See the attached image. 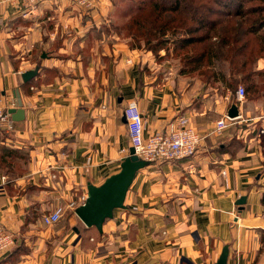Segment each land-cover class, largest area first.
Returning a JSON list of instances; mask_svg holds the SVG:
<instances>
[{
  "label": "crops",
  "instance_id": "1",
  "mask_svg": "<svg viewBox=\"0 0 264 264\" xmlns=\"http://www.w3.org/2000/svg\"><path fill=\"white\" fill-rule=\"evenodd\" d=\"M114 11L113 0H0V98L22 110L11 113L13 129L0 125V221L14 235L0 264H215L225 245L228 264H264V91L240 100L152 56L149 76L110 29ZM132 102L145 137L179 114L204 137L192 157L139 169L100 232L75 209L88 184L129 155ZM235 106L236 118L214 135ZM59 206L62 218L45 224Z\"/></svg>",
  "mask_w": 264,
  "mask_h": 264
},
{
  "label": "trees",
  "instance_id": "2",
  "mask_svg": "<svg viewBox=\"0 0 264 264\" xmlns=\"http://www.w3.org/2000/svg\"><path fill=\"white\" fill-rule=\"evenodd\" d=\"M113 3L116 14L129 15L118 30L126 27L135 41L144 38L153 51L175 52L182 61V74L214 88L224 85L233 94L243 84L251 98L264 91V69L257 67L264 57V0Z\"/></svg>",
  "mask_w": 264,
  "mask_h": 264
},
{
  "label": "built area",
  "instance_id": "3",
  "mask_svg": "<svg viewBox=\"0 0 264 264\" xmlns=\"http://www.w3.org/2000/svg\"><path fill=\"white\" fill-rule=\"evenodd\" d=\"M31 2L45 0H29ZM75 3L82 6H90L93 0H73ZM238 98L245 99L246 89L240 85L237 89ZM124 117L127 122L131 146L134 147L135 153L142 159L151 162H164L181 160L192 157L197 152L198 146L201 143L204 135L199 133L191 124L189 117L185 114H179L171 120L167 127L162 130L155 131L149 137H145L146 121L145 117L135 102L130 103L124 109ZM236 116L225 115L221 116L216 121V126L212 133L220 135L232 123ZM14 121L11 117V112L3 105L0 98V125L7 130L14 127ZM5 178V177H4ZM87 196H82V203ZM71 207L77 206L73 201ZM65 208L57 207L54 211L43 215V222L51 225L57 223L63 215ZM14 244V235L0 221V252L9 250Z\"/></svg>",
  "mask_w": 264,
  "mask_h": 264
},
{
  "label": "water",
  "instance_id": "4",
  "mask_svg": "<svg viewBox=\"0 0 264 264\" xmlns=\"http://www.w3.org/2000/svg\"><path fill=\"white\" fill-rule=\"evenodd\" d=\"M37 72L35 70H27L23 73L24 80ZM21 105V102H20ZM10 112L16 119L22 113L19 108H11ZM230 116H237L236 106L229 112ZM150 162L140 158L131 146L130 153L121 162L120 169L109 175L101 184H88V196L84 203L75 209V213L83 221V223L92 227L95 226L100 232L103 230V224L107 218L114 214V209L124 207L127 192L135 178L137 171ZM245 197H242L239 203H242ZM229 246L225 245L215 264H228Z\"/></svg>",
  "mask_w": 264,
  "mask_h": 264
},
{
  "label": "rangeland",
  "instance_id": "5",
  "mask_svg": "<svg viewBox=\"0 0 264 264\" xmlns=\"http://www.w3.org/2000/svg\"><path fill=\"white\" fill-rule=\"evenodd\" d=\"M126 0H122L121 5L123 6L125 4ZM129 17V15H118L115 12L113 13V16L110 20V29H113L115 32H117L119 34L120 37L127 39L128 44L131 48L137 50V52L140 53L141 58H143L141 60V63H145L146 67H147V74H149V76H151V66H149L148 64L151 63V56L154 58V61L161 64L162 63H166L165 65H163V67L167 68V66L176 69L177 74L181 73L180 72V68L182 66V61L179 55H177L175 52L173 53L172 51H168L166 48H161L160 51H153L150 47L149 44H146V42L144 41V38H141L139 41H135V38H133L132 36H130L127 33V28H123V30H118V26L124 22L125 20H127ZM138 42V43H137ZM131 44H134L135 47H133ZM138 44V45H137ZM149 53V59L145 56V54ZM182 74V73H181ZM186 79L189 80H193V79H197L200 81L199 78L192 76V75H185ZM151 78V77H149ZM244 86V85H243ZM239 87V86H238ZM247 96V95H246ZM76 207V206H75ZM73 207V208H75Z\"/></svg>",
  "mask_w": 264,
  "mask_h": 264
}]
</instances>
